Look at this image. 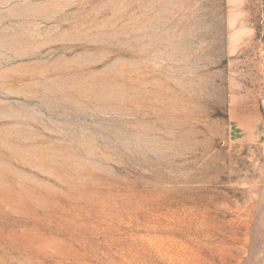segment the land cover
Wrapping results in <instances>:
<instances>
[{"label":"rangeland","instance_id":"1","mask_svg":"<svg viewBox=\"0 0 264 264\" xmlns=\"http://www.w3.org/2000/svg\"><path fill=\"white\" fill-rule=\"evenodd\" d=\"M0 264H264V0H0Z\"/></svg>","mask_w":264,"mask_h":264}]
</instances>
